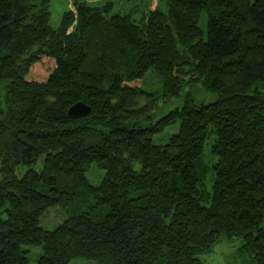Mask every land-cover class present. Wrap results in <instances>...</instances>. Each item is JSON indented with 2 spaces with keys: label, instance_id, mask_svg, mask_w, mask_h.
I'll use <instances>...</instances> for the list:
<instances>
[{
  "label": "trees",
  "instance_id": "1",
  "mask_svg": "<svg viewBox=\"0 0 264 264\" xmlns=\"http://www.w3.org/2000/svg\"><path fill=\"white\" fill-rule=\"evenodd\" d=\"M51 1L0 0V264H204L234 238L264 264V0L75 1L58 28Z\"/></svg>",
  "mask_w": 264,
  "mask_h": 264
},
{
  "label": "rangeland",
  "instance_id": "2",
  "mask_svg": "<svg viewBox=\"0 0 264 264\" xmlns=\"http://www.w3.org/2000/svg\"><path fill=\"white\" fill-rule=\"evenodd\" d=\"M75 1L79 2H85L89 6H104L108 3L112 5V13H119V14H130L132 15L133 19H138L142 12L141 11L135 12L133 11L134 7L139 4H142L143 0H52L50 3V25L54 28H58L61 24L62 16L65 12L72 9V5ZM155 4V6H163V2L161 0H145V7L147 5ZM162 3V4H161ZM200 27L206 32L207 31V25H206V19L202 17L200 21ZM56 68L55 60L48 57V56H42L41 59L35 63L31 69L30 72L26 75L27 81H34V82H46L51 75L53 74L54 70ZM155 82V80L152 78L151 74L147 77V79L133 83L132 86H149V84H152ZM7 83L0 84V98L3 97V93L5 92V87ZM190 90V89H189ZM187 90L186 92H189ZM191 90L196 95H203L204 92L197 86H192ZM190 90V91H191ZM208 102V101H207ZM167 107L163 108V111L166 110ZM178 126L174 132H177ZM154 142L156 144L160 143V140L158 137L154 138ZM210 142L206 143V148H209ZM42 167V160L36 165V167H33L36 170H40ZM26 168L21 167L17 170L16 174L18 177H21L25 172ZM87 179L89 182L97 186L103 177V172L99 170L96 166H93L89 172L87 173ZM1 181V176H0ZM65 211L61 207H56L54 210H50L47 214H44L41 219L42 226L52 230L59 226V224L63 223V220L65 218ZM242 246V239L240 238H234L231 242L222 240L221 242L217 243L214 248L212 249L211 253L204 254L200 256L201 261L204 264H244V259L240 256V249ZM38 250V254H41V249ZM29 251L33 254L36 251L34 248H30ZM34 263V262H33ZM32 263V264H33ZM71 264H90L89 262L82 261V260H76Z\"/></svg>",
  "mask_w": 264,
  "mask_h": 264
},
{
  "label": "water",
  "instance_id": "3",
  "mask_svg": "<svg viewBox=\"0 0 264 264\" xmlns=\"http://www.w3.org/2000/svg\"><path fill=\"white\" fill-rule=\"evenodd\" d=\"M89 113H90V108L83 103H77L73 105L69 110V114L72 117H78Z\"/></svg>",
  "mask_w": 264,
  "mask_h": 264
}]
</instances>
